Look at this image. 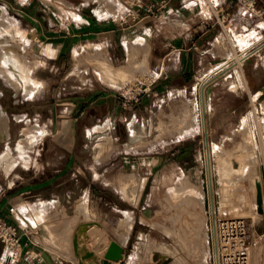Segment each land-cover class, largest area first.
I'll use <instances>...</instances> for the list:
<instances>
[{
    "label": "crops",
    "instance_id": "0c3cea01",
    "mask_svg": "<svg viewBox=\"0 0 264 264\" xmlns=\"http://www.w3.org/2000/svg\"><path fill=\"white\" fill-rule=\"evenodd\" d=\"M124 1L116 0L112 6L113 9L119 3L123 4ZM142 1L144 3L164 2L162 12L165 17H168V20H165L162 25L153 16L146 15L137 22L121 26L111 19L97 17L86 21L85 24L90 26L93 38L100 40L105 48L104 51L100 48L102 52L98 58L104 63H106L105 61L116 64L128 62L134 72L140 75L148 73L147 67L160 70V79L151 85L153 93L156 94L165 95L166 92L177 91L186 96L187 93L193 91L195 98V89H198L199 83L195 76L199 75L201 79L202 77L209 78L217 71L218 68L215 67L230 57L233 51L234 57L235 54L237 55L236 49L243 51L264 36V16L260 19L257 28L245 31L246 27L241 19L239 6L234 0H219L220 13L228 14V20L223 25L217 22V16L206 0ZM257 2L264 11V0H257ZM78 7L79 5L71 3L70 6L65 5L64 10L67 12V8L77 9ZM2 8L8 12L9 6L8 4L1 5V11ZM209 16L210 19L206 20ZM17 21L20 23L19 20ZM21 27L24 30L30 25H21ZM79 29L78 24L76 28L72 27L74 35H80ZM240 39L245 40L248 44L241 45ZM23 40L26 42L25 38ZM233 42L239 46L235 48ZM62 47L61 44L57 48L54 59L59 57ZM136 48H139L140 55L138 49V52L134 53ZM51 51L50 48L46 49L48 53ZM74 55L77 67L80 62L77 49L74 50ZM24 60L27 61L26 58ZM28 63H31L30 59ZM211 65L214 67L209 68ZM235 67H233L234 70L231 68L223 71L218 69V71L222 73L220 77L232 78L225 83L226 85L229 82H244V85L238 87L236 91L216 90L214 88L218 82L211 84L208 80L205 81L206 89L211 87L210 93L206 95L207 102L210 103L209 110L213 109L212 117L208 123L207 139L209 143H214L219 148L225 141H232L236 138V130L240 124L238 118L250 103L245 102L243 106L234 102L242 97L251 100L252 95L262 93L264 87V46L246 59L242 66L236 65ZM35 69L33 68V70ZM106 73L107 75H104ZM31 74H33L32 70L30 77ZM102 74L103 80L113 86L122 85L126 80L122 68L111 71L108 67V72L104 68ZM0 76L16 91L12 82L1 73ZM33 80L37 82L39 88L42 86V80L36 77ZM0 92L2 95L1 90ZM97 93L78 99L75 120L84 119L89 123L86 137L89 136V130L98 124L94 129L100 130V132H91L96 134L97 139H102V136L107 134V130L111 132L114 129L117 120H123L128 136L126 143L131 144L132 140L136 138L137 132L143 130L141 125L144 124L143 109H146V107L144 108L146 101L141 97L139 103L134 104L133 110L122 111L108 94L96 95ZM262 101L264 103V98ZM132 113L133 116H131ZM138 115H140V121H138ZM94 119L98 120L95 122ZM39 126L44 133V127L40 124ZM253 126L252 124V130ZM59 134L62 140L60 153L52 152L50 160L45 159L40 169L33 173L29 172L26 178L9 180L6 184L0 185V216L15 224L21 236V257L16 259L14 264H78L72 245H68L67 240H72L71 237L73 238L78 226L87 222L97 223L98 227L101 226L103 236L109 237L107 244L104 242L98 249L89 247L87 243L88 250H94L95 255L101 253L99 256L96 255L98 264H101L100 259L103 252L106 251L108 242L112 240L123 247V257L108 264H127L135 243L139 242L144 243L140 259L144 258L146 249L152 242L147 240V236L152 237L153 227L146 221L145 210L151 200L149 201V197L143 194V190L148 182L150 183L149 187L157 191L176 185L175 183L180 178L179 173L190 168L191 163L186 159L191 155V139L183 138L167 144L162 153L156 156H145L144 163L137 161L126 164L127 162L124 160V164L116 166L122 176L133 173L135 175L134 184L138 187L135 195L131 193L132 186L127 187L126 193L123 195L118 184L120 179L111 173L112 167L115 165L112 158L109 156L103 161L104 163L95 162L97 157L106 154L107 149H99L98 144L92 147L91 151L86 149V156L92 159V163L82 165L78 162L82 151L74 146V127L68 130L66 125L60 126ZM203 136L205 146L206 133H203ZM103 139H111V136L105 135ZM198 152L200 155L199 150ZM143 165H145V170H149L145 185L140 177L143 174L141 170ZM126 166H128V170L125 168ZM109 168L112 169L110 174L102 176L103 178L100 179V176L103 175L100 173ZM118 176L121 178L120 175ZM80 199L85 201L87 215L80 213L81 202L78 203ZM21 207L23 210L20 209ZM253 210L241 215L249 218L252 226L255 225L258 216L262 215L257 213L256 208ZM127 212L131 214V230L127 240L122 244L120 223ZM184 231H189L188 235L192 239L185 241L182 246L176 244L174 240L173 244L168 243L166 247L171 251L169 264H207V259L202 258L203 249L210 252L207 223H205V229L200 227ZM170 235L171 232H168L167 237ZM130 243H132V249H128ZM67 245L68 247H66ZM25 256L28 257L24 258ZM7 257L9 258L8 254Z\"/></svg>",
    "mask_w": 264,
    "mask_h": 264
},
{
    "label": "rangeland",
    "instance_id": "374dc122",
    "mask_svg": "<svg viewBox=\"0 0 264 264\" xmlns=\"http://www.w3.org/2000/svg\"><path fill=\"white\" fill-rule=\"evenodd\" d=\"M70 2L79 5V7L77 9L67 8L68 11L66 12L64 6H70ZM115 2L116 0H0V6L5 4L9 6L8 12L5 8H2V11L0 9V58L1 49H3L1 44L7 41L13 46L17 56L20 54L19 57L21 59L26 58L28 62L29 59L31 60L32 79L36 77L42 80V86L39 88L36 84L34 90L36 92L34 93L33 91L32 94H34H30L32 96L23 98L22 92L17 93V91H14L0 76V90L2 91L0 105L2 110L8 115L7 127L9 133V139L0 142V156L8 149L10 152L9 159L15 162L8 172L4 171V163L0 162V185L6 184L9 180L26 178L29 172L33 173L35 170L40 169L45 159L50 160L52 152L58 151L60 153L62 140L59 131L60 126L63 125H66L68 130L74 127V146L82 151L78 158L80 164L92 163V159L86 156V149L91 151V148L95 147L96 144H98L99 149H107L106 154L99 158L97 157L95 162H103L109 156L112 158L115 165H113L111 173L120 179L118 184L123 195H125L129 186H132L131 193L135 195L138 187L134 184L135 175L133 173H124L126 175L122 176L116 166L124 164V160L127 162L126 164L137 161L144 163L145 156H156L162 153L167 144L183 138H190L191 155L186 159L191 163L190 168L179 173L180 178L175 183L176 185L157 191L149 187L150 183L148 182V185L143 190V194L149 197V201L151 200L145 212L147 214L146 221L153 227L151 230L152 237L147 236V240L152 242L149 243L148 241L150 246L147 247L142 259H140V252L144 248V243H135L127 264H156L153 258L154 252L162 253L166 258H169L171 253L170 250H163L159 246L166 247L168 243L173 244V240L176 244L182 246L185 241L192 239L188 235L189 231L184 230L200 227L205 229L208 217L206 214L208 193L205 191L207 180L204 178L205 146L203 133L205 132L202 129L200 111H195V108H193V91L187 93L186 96L182 92L177 91L166 92L165 95H161L153 93L151 84L147 94H140L136 101L135 97L139 83L149 84L158 72L160 73V70L148 69L147 67L148 73L140 75L134 72L128 62L116 64L105 61L106 63H104L98 59L105 48L100 40L93 38L90 26L85 23L92 18L105 17L112 19V17L115 18L121 15L123 4L119 3L113 9L112 6ZM4 12H6L7 16H3ZM8 20L15 23L11 30L10 28H5ZM165 20H168V17H163L159 22L163 25ZM77 24L80 28V35H74V31H72V27L76 28ZM21 25H30V27L23 30ZM5 35L6 37H4ZM24 38L26 42L23 40ZM240 42L243 46L248 44L243 39H240ZM61 44L63 45L61 54L57 59H54L57 48ZM47 48L52 51L50 53L46 52ZM100 48L102 51H100ZM75 49L78 50L80 56V62L77 67L75 66ZM137 49L140 55L139 48L134 49V53L138 52ZM232 54H234V51ZM212 66L214 67V65H211L209 68H212ZM101 67L103 69L105 67L106 72H108V67L111 71L119 68L124 69L125 82L122 85H110L103 80V69ZM33 68L36 69L33 70ZM159 79L160 77L152 83L154 84ZM230 79L232 80L230 77H219L216 80L218 84L214 89L222 90L223 92H233L244 85L242 81L237 83L229 82L226 85L225 83ZM13 85L16 88L17 83L14 82ZM95 92H98L96 95L108 94L122 111L133 110L135 108L134 104L139 103L141 97L144 98L146 101L144 108L146 107V109H143L144 124L141 125L143 130L137 132L136 138L132 140L131 144L126 143L128 136L123 120H117V125H115L114 129L111 132L107 130V134H104L102 139H97L96 134L91 132H100V130L94 129L98 124L89 130V136L86 137L87 127L90 125H88L87 120H75L76 108L78 107V99L86 98ZM253 96H251V100H246L242 97L234 102L243 106L245 102L250 103L238 118L240 124L236 130V138L232 141H225L219 148L220 152L217 149L216 154H214L217 158L220 154L218 165L224 172L225 180L224 194L226 204L223 207L224 209H219L216 213V216L220 218L239 217L256 208L253 177L258 159L255 156L256 144L251 130L253 123L249 119L252 122H256L257 129L260 132L261 125L264 124V103L262 101L264 92ZM212 112L213 109L210 108L209 110L208 108L206 113L207 133ZM131 116H133V113ZM97 120L94 119L95 122ZM140 120V115H138V121ZM66 122L68 124H65ZM36 123L43 126L45 132L34 142L31 149L19 150L18 142L20 138L22 136L25 137L29 126H33ZM27 125L28 127L24 133L23 129ZM105 135L111 136V139H103ZM112 138L116 139L113 140ZM210 144L212 145L213 143ZM24 152L29 155L25 163L22 162L20 156ZM262 152L264 158L263 141ZM233 157L238 159L239 167H241L240 165L243 164V161L249 165L250 168L245 174L239 175L242 173L240 172L242 168L237 171L231 170L230 159ZM125 168L128 170V166ZM112 169L109 168L100 173L103 174L100 179L103 178L102 176L105 177L110 174ZM141 170L143 174L140 177L145 185L147 171L149 170H145V165L141 167ZM198 189L201 191L200 194ZM82 201L80 199L78 203L81 202L80 205L86 208L85 201L83 203ZM80 213L87 215V208L86 210H81ZM94 227L92 230L95 231H90L91 233L93 232L92 234L90 233L93 240H86L85 245L87 247L88 243L89 247L98 249L101 244L106 242V237L100 232L102 234L101 240L98 242L94 241L95 233L101 231L97 226ZM168 232H171L169 237H167ZM251 232V264H262L264 214L258 216L255 220V225L252 226ZM67 242L69 243V241ZM131 244L128 245V249H132ZM69 245H71V241ZM4 253L7 255V252L0 248V263L3 255H5ZM204 257L207 259V264H212L211 253L208 250L206 251V249L202 250V258ZM138 260L140 261L138 262ZM167 264H169V261Z\"/></svg>",
    "mask_w": 264,
    "mask_h": 264
},
{
    "label": "bare ground",
    "instance_id": "6f19581e",
    "mask_svg": "<svg viewBox=\"0 0 264 264\" xmlns=\"http://www.w3.org/2000/svg\"><path fill=\"white\" fill-rule=\"evenodd\" d=\"M4 15L7 16L6 12H4L3 16ZM16 25H17V23H16ZM13 26H15V23H12L11 21L8 20L7 21V25H6L5 28H10V30H11V27H13ZM1 45L3 46V49H1L2 51H1V59H0L1 60L0 61V73L6 79H8L10 82H12L13 84H14V82L17 83L16 91H17V93L18 92H22V97L30 96V94H32V92L35 90L36 84H37V82L30 77V73H31V70H32V64L28 63L24 59H21L19 57L20 54H18V56H17V54L15 53V50L13 49V46H11L9 44V42L6 41V42H4V44H1ZM234 45H235V48H237V46H239V45H236V44H234ZM19 53H21V52H19ZM241 55H242V53H237V55L235 54V56L231 60L230 64L233 65V66L234 65L235 66L236 65L239 66L240 62H241ZM104 75H107V73L104 74ZM207 79L208 78L205 79V78L202 77V79L199 81V83H198L199 88L195 89V98H194V102H193V104H194L193 107L200 111L201 120H202V129L206 133L205 149H204V158H205V177L204 178H206V180H207L205 191L208 193V195H207L206 199H207V202L209 204V208H210L209 212H210V215H211L212 225H213V222H214V219H215V215L219 211V209L220 210L224 209L223 207L226 204V202H225L226 199H225V194H224V181H225L224 180V172L222 171L221 167L218 165L219 160H220L219 159L220 158V154H219L218 158L216 157V155H214V154H216V150L219 149V147L216 144H214V143L211 145L209 143L208 139H207V120H206L207 118H206V113H207V110H208V108L210 106V104L207 102L206 90L204 88L205 87V83L204 82ZM0 96H1V92H0ZM254 96H257V94H254ZM18 117H20V116H18ZM249 121H251V123H253V125L256 127V129L258 128L256 126V122L255 121L252 122L251 119H249ZM7 125H8V115H6V113L2 110V106L0 105V142L1 141L4 142L7 139H9V133H8ZM261 126H262L261 128L259 127L261 129L260 132L257 129L258 139H259V144L258 145H259V149H260V152H261L262 163L264 164V158H263V152H262V141L264 142V124L261 125ZM27 127H28V125L23 129V132L26 130ZM28 129L29 130L27 131V133L24 132L26 134V136L25 137L22 136L20 138L19 142H18V149L21 150V151H24V150H27V149H31L33 147V145H34V142L36 140H38V138L43 133V130L41 129V127L37 123L34 124L33 126H29ZM251 130H252V125H251ZM255 144H256L255 150H254L255 153H256L255 156H256V158L259 161V153H258V150H257L258 149V145H257L256 141H255ZM219 152H220V149H219ZM9 155H10V152L7 149V151L0 156V162L4 163L3 167L5 169L4 171H6V172H8L10 167L13 164H15L14 160H12V159L10 160L9 159ZM20 156H21V159H22L23 163H25V161L29 157V155L27 153H25V152L22 153ZM217 160H218V162H217ZM232 160H235L237 162V164L233 165ZM230 166H231V170H233V171H237L238 169L242 168L240 170V172H242V173L239 174V175L245 174V172L247 170H249V168H250L249 165L246 164L244 161H243V164L240 165L241 167H239L238 159H235L234 157L232 159H230ZM249 173H250V171H249ZM246 174H248V173H246ZM249 175H246V176H249ZM194 190H196V189H194ZM198 192L200 194L201 191L199 190ZM216 197H217V200H216ZM79 207H80V211L84 210V209L86 210V208L84 206L79 205ZM20 209L23 210L22 207ZM36 217H38L39 219H42L39 216H36ZM39 219H38V221H39ZM32 220H34V219L32 218ZM131 220H132L131 219V214L129 212H127L126 215H125V218L123 220H121L122 222L120 223V225H121V227H120L121 228L120 229V239L122 241V244L128 238V233L131 230ZM34 223H36V222H34ZM99 225H101V224H99ZM94 226L98 227V224L95 223V222H89L85 231H83L81 224L78 226V228L75 230V234L77 236V241H78V246H85L86 247L85 242H86V240H88V239L90 240L91 239V234L93 232L91 233L90 231L93 228H95ZM100 227H98V228L100 229ZM212 229L214 231V226L212 227ZM92 231H95V230H92ZM100 232L101 231L95 233L94 241L98 242V241L101 240V237H102L101 235L102 234ZM105 237H106V244H107V240L109 239V237H107V236H105ZM71 239H72V237H71ZM91 240H93V239H91ZM70 241H71V245H72V240H70ZM70 241H69L68 245L70 244ZM263 241H264V235H263ZM68 245L66 247H68ZM209 246L213 248V259H214L215 264H217L218 263V252H217V248H216L215 242L214 241L213 242L212 241L209 242ZM159 247L161 249H163V250H168L167 247H165V246H159ZM72 248H73V246H72ZM68 250H69V248H68ZM4 251L7 252V254H8L10 259L7 257L6 253H4L5 255H3L0 264H7L8 262L10 264H14V262L16 261L17 256H18L17 251L15 252L13 249H10V248H5ZM100 254L97 253L96 255L99 256ZM153 258H154L156 264H167L168 261H169L168 257L166 258V257L163 256L162 253L158 254V252H154ZM85 264H90V263H88L86 261ZM262 264H264V251H263Z\"/></svg>",
    "mask_w": 264,
    "mask_h": 264
},
{
    "label": "built area",
    "instance_id": "2783aa9c",
    "mask_svg": "<svg viewBox=\"0 0 264 264\" xmlns=\"http://www.w3.org/2000/svg\"><path fill=\"white\" fill-rule=\"evenodd\" d=\"M212 7L213 13L217 16V22L224 24L228 20V14H221L219 10V0H206ZM239 6L241 19L246 27L245 31L253 30L259 26L260 19L264 16L263 9L258 5L257 0H234ZM164 2H147L142 0H125L123 3L122 14L118 17H112V21H115L121 26H127L131 23L137 22L143 16H153L158 21H161L163 17L162 7ZM210 19V16L206 19ZM234 44V42H233ZM264 46V36L257 42L248 46L247 49L241 51L236 50L237 53H242L240 66L244 61L254 54L259 48ZM234 47V45H233ZM234 54L225 59L218 68L220 71L228 70L235 66L231 65V60ZM217 71L213 73L207 80L213 84L221 76V72ZM160 73L150 81L149 84L140 82L138 90L136 91L135 100H138V96L142 93H146L150 89V85L153 81L159 78ZM197 82L201 80L199 75L195 76ZM199 80V81H198ZM205 83V82H204ZM199 88V85H198ZM206 89V85L204 87ZM257 130V129H256ZM264 165V164H263ZM209 204L207 202V233L210 242L214 241L218 252L217 264H251V229L252 223L249 218L244 216L220 218L215 215V219L212 225V219L209 212ZM214 226V231L212 227ZM0 248H10L18 253V258L21 255V236L18 233L15 224L6 221L0 216ZM211 261L215 264L213 259V248L210 247ZM25 256L24 258H27Z\"/></svg>",
    "mask_w": 264,
    "mask_h": 264
},
{
    "label": "water",
    "instance_id": "95a60500",
    "mask_svg": "<svg viewBox=\"0 0 264 264\" xmlns=\"http://www.w3.org/2000/svg\"><path fill=\"white\" fill-rule=\"evenodd\" d=\"M211 87H207L206 94H209ZM264 92V87L262 88ZM252 134L254 136L257 145L259 144L258 132L256 127L253 126ZM259 161L255 166L254 177H253V190L255 193V205L256 211L259 214H264V165L262 163L261 152L258 145ZM233 165L237 162L232 160ZM83 231L86 230L88 223L81 224ZM73 252L78 259V264H85V261L90 264H98L97 256L93 251L88 250L85 246H78L77 236L74 234L72 238ZM123 257V247L115 241H110L106 251L104 252L102 258L100 259L101 264H108L112 261H118Z\"/></svg>",
    "mask_w": 264,
    "mask_h": 264
}]
</instances>
